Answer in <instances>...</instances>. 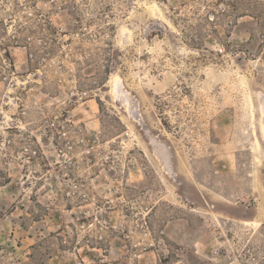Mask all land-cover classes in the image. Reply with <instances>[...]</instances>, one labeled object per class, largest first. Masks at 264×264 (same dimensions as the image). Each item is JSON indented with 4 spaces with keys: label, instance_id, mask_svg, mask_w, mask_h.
I'll use <instances>...</instances> for the list:
<instances>
[{
    "label": "rangeland",
    "instance_id": "1",
    "mask_svg": "<svg viewBox=\"0 0 264 264\" xmlns=\"http://www.w3.org/2000/svg\"><path fill=\"white\" fill-rule=\"evenodd\" d=\"M0 264H264V0H0Z\"/></svg>",
    "mask_w": 264,
    "mask_h": 264
}]
</instances>
